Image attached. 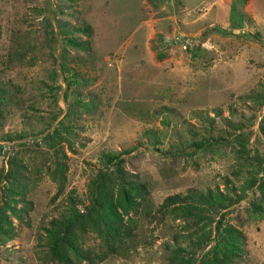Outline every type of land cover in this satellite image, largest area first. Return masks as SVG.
<instances>
[{"label":"rangeland","instance_id":"rangeland-1","mask_svg":"<svg viewBox=\"0 0 264 264\" xmlns=\"http://www.w3.org/2000/svg\"><path fill=\"white\" fill-rule=\"evenodd\" d=\"M255 34L264 0H0V264H60L50 223L84 213L103 172L104 226H74L71 264H264ZM207 117L226 141L190 147ZM190 190L223 196L162 207Z\"/></svg>","mask_w":264,"mask_h":264},{"label":"trees","instance_id":"trees-1","mask_svg":"<svg viewBox=\"0 0 264 264\" xmlns=\"http://www.w3.org/2000/svg\"><path fill=\"white\" fill-rule=\"evenodd\" d=\"M64 26V24L62 25ZM61 27V26H60ZM61 30V29H60ZM71 30L75 31L78 34L87 35L91 34V29L87 25H77L72 26ZM212 32L221 33L219 28L211 29ZM210 32V33H212ZM209 33V34H210ZM251 38L254 42L260 43L264 45V41L261 40V36L259 34L251 35ZM69 44L73 46H78L75 41L71 38L65 37L64 39ZM207 124L210 125V128H206L205 132L207 136H204L202 139H196L192 137V141L190 142V147H194L196 149L199 148H206L210 145L214 144H221L223 141L225 142L226 139L224 137L217 136L213 137L212 131L214 128L213 120L211 118H206ZM227 125L229 121H226ZM229 126V125H228ZM231 126V125H230ZM233 130H238L240 127L232 126ZM264 131V130H263ZM218 132V131H217ZM191 134V131H190ZM194 136L196 135L195 132L192 133ZM107 162L112 166V171L110 174H114L117 178H121L122 170H121V162L122 159L120 158L121 154H104L103 155ZM102 172H100L101 174ZM5 179L10 178L11 173L8 171L6 174L3 175ZM109 180V174L103 172L96 181L94 182V190L91 193V201L89 205L85 208L84 213L78 212V210L72 209L71 215L68 218H58L54 219L50 223V228L47 230L46 240L48 244V250L53 258L57 260L60 264H71V259L68 256L67 251L69 249H74L75 247V239L73 235V229L76 224L81 223V221L88 219L92 222V227L94 229L98 227L104 226L105 223V215H104V206H109L107 203L101 202V194L105 192V181ZM264 181V180H263ZM264 187V182L262 183ZM214 194L223 196L220 193L216 192L213 193L212 191H206L205 193L196 192L193 190L188 191L186 195L175 194L172 196H168L164 199L162 207H177L183 206L187 210L190 215H196L202 213L204 211H208L210 209H214L216 206V202L214 199ZM232 234H230L231 238ZM229 253V248L225 250ZM232 254V253H231ZM229 255V254H228Z\"/></svg>","mask_w":264,"mask_h":264}]
</instances>
